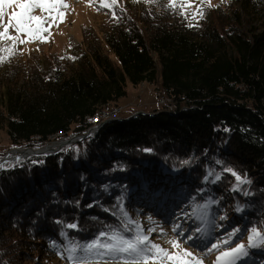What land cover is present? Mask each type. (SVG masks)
<instances>
[{
	"label": "trees",
	"instance_id": "16d2710c",
	"mask_svg": "<svg viewBox=\"0 0 264 264\" xmlns=\"http://www.w3.org/2000/svg\"><path fill=\"white\" fill-rule=\"evenodd\" d=\"M169 4L102 0V19L68 52L14 47L0 60V131L13 147L83 133L142 82L173 107L124 119L134 107L55 153L5 164L0 264H38L63 235L129 233L139 196L179 188L202 218L264 235V0L216 2L193 24Z\"/></svg>",
	"mask_w": 264,
	"mask_h": 264
},
{
	"label": "rangeland",
	"instance_id": "374dc122",
	"mask_svg": "<svg viewBox=\"0 0 264 264\" xmlns=\"http://www.w3.org/2000/svg\"><path fill=\"white\" fill-rule=\"evenodd\" d=\"M102 0H62V3L67 4L66 9H61L65 12L64 18L57 20L51 27L49 32H45L43 40L28 39L26 34H19V38L25 40V43H19V40L13 42L8 39H0V60L6 58L11 50L18 48L23 55H27L34 51L41 53H66L73 45L78 44L82 39L83 27H96L97 23L102 19L99 3ZM119 1V0H114ZM122 1V0H121ZM172 3L184 5L182 12L185 15L189 24L196 23L200 18V12L205 6L214 4L224 0H169ZM28 2V0H12L13 7L6 8V15L0 18V31L3 30V24L7 23L9 16L14 11H19L15 7L16 4ZM188 5H191L190 7ZM35 15H41V11L36 9ZM12 36L18 35L14 29H9ZM8 49V51H5ZM158 90L156 84H144V87L129 86L128 96L120 101L121 105H126V109L122 114H127L134 108L138 102L144 103L143 108L160 107L161 97L157 95ZM135 105V106H134ZM148 110V109H147ZM136 112H133V114ZM86 133H72L65 137L74 135H82ZM91 135V134H90ZM89 136V135H88ZM62 136H56L55 139L48 141L51 143ZM45 143V144H47ZM66 146V145H65ZM23 147V146H22ZM13 148H21L11 146L8 137L4 130L0 131V160L3 156ZM150 187H144L143 191H149ZM167 193H158L155 200L148 201L139 196L136 209L128 210V215L125 218L130 224L129 233H121L126 239L135 237L138 234L147 235L151 243L160 245L161 248L176 251L172 248L170 241H178L183 249L191 252V264H196V261H201V264H264V244L256 246L253 243L249 244V236L252 234L250 230L247 232L241 231L237 233L235 224L228 221L226 225H222L219 218L212 215L208 210L207 215L202 218L198 208H193L190 202L184 197V190L179 188V191L173 192L170 190ZM148 195V194H147ZM234 230V231H233ZM112 234L106 233L99 237L90 235L85 240L77 238L71 239L64 235L60 239L50 240L47 244L43 256L40 258L42 264H79L83 262H101L105 264H144L143 261H137L129 257L125 253H110L104 247L93 248L90 251H85L84 246L98 242L99 245L109 244ZM224 241H227L225 243ZM245 245V254H234L232 256H223L224 252H230L237 245ZM213 245H219L213 248ZM75 248L74 252L69 250ZM73 258L70 259L69 256ZM38 263V264H40ZM155 264H161L160 260H156ZM163 264H168L164 261Z\"/></svg>",
	"mask_w": 264,
	"mask_h": 264
},
{
	"label": "snow or ice",
	"instance_id": "6c2138e0",
	"mask_svg": "<svg viewBox=\"0 0 264 264\" xmlns=\"http://www.w3.org/2000/svg\"><path fill=\"white\" fill-rule=\"evenodd\" d=\"M111 7V5H103ZM189 7L191 5H188ZM13 7L12 0H0V18H3L6 13V8ZM15 7L19 8V11H14L10 14L7 23L3 24V30L0 31V39H8L13 42L19 40V43H25V40L19 38V34H26L28 39L43 40L44 36L42 35L45 32H49L53 24L57 20H61L65 16V12L61 9H66L67 4L62 3V0H28V2L16 4ZM169 7H184V5L174 4L170 2ZM36 9L41 11V15L33 14ZM201 16L202 12L199 13ZM190 27L192 25H189ZM9 29H14L18 34L12 36L9 33ZM15 47V44H13ZM8 51V49H5ZM235 175V173H233ZM237 180H240V177L237 176ZM68 227H76L75 225H68ZM251 235L249 236V244L253 243V239L259 238L264 240V235H262L258 229L253 228L251 230ZM103 235V234H102ZM110 243L106 245H99L98 242H93L84 246L85 251H90L93 248L104 247L110 253H125L129 257L137 261H143L144 264H155V261L158 259L163 264L164 261H167L168 264H191V258L193 254L186 249H183L178 241H170L172 248L176 251L166 250L160 247L158 244L151 243L147 235L138 234L133 238L126 239L119 232H113L110 237ZM227 243V241H224ZM219 245H213V248L218 247ZM245 245L239 244L236 248L231 249L230 252H224L222 255L232 256L234 254H245L244 252ZM76 249L72 248L69 251L74 252ZM70 259L73 257L70 255ZM220 258H217V264H219ZM196 264H201V261L197 260Z\"/></svg>",
	"mask_w": 264,
	"mask_h": 264
},
{
	"label": "water",
	"instance_id": "95a60500",
	"mask_svg": "<svg viewBox=\"0 0 264 264\" xmlns=\"http://www.w3.org/2000/svg\"><path fill=\"white\" fill-rule=\"evenodd\" d=\"M141 84V83H140ZM145 84V83H144ZM140 89H142L143 87H141V85H139L138 86ZM161 98H163V97H161ZM164 103L166 104V105H164L163 103H161L160 102V100H158V102L160 103V104H162L163 106H165L167 109H172L173 107H171V105H170V101H169V98H167V97H165L164 98ZM167 103H168V105H167ZM128 103H126V104H124V105H120L121 106V109H120V111H119V113H118V116L116 117V119H121V115H124V114H122V112L126 109V105H127ZM135 106V105H134ZM143 106V104H137L135 107H137L138 108V110L136 111V113H134V114H131V115H129V116H127L126 118H124V119H127V118H129V117H131L132 115H135V114H145V115H152V114H154L155 112H149V111H146V110H143L142 108L144 107H142ZM90 135V134H89ZM86 136H88V134H83L82 135V137L81 138H83V137H86ZM69 137V139H67V140H65V142L63 143V144H61L60 146H58V147H56V148H54V149H50L49 151H43V150H40V148H32V147H21V148H13V149H11V150H15V149H22V150H19V151H21L22 153L20 154V155H17L16 157H15V159L13 160V162L14 161H18V160H20V159H22V158H25V157H27V156H30V155H33V154H36V155H48V154H51V153H55V152H57V151H59V149H61L63 146H65V145H68V144H71V143H73V142H75L76 140L78 141V140H80L79 138H77L76 136H74V135H71V136H68ZM74 137L76 138V140L74 139ZM64 138V137H63ZM1 162H3V161H1ZM5 168V165L3 166L2 165V163H1V165H0V171L2 170V169H4ZM79 264H105V263H101V262H83V263H79Z\"/></svg>",
	"mask_w": 264,
	"mask_h": 264
},
{
	"label": "bare ground",
	"instance_id": "6f19581e",
	"mask_svg": "<svg viewBox=\"0 0 264 264\" xmlns=\"http://www.w3.org/2000/svg\"><path fill=\"white\" fill-rule=\"evenodd\" d=\"M141 87H144V83L142 82L141 84ZM138 105L139 104H143L144 105V103H142V102H138L137 103ZM112 107H114V106H111V105H108V106H103L98 112H97V114L93 117V119H92V121L91 122H93L94 120H97L99 117H100V115H102L103 114V112H105V111H108L109 109H112ZM118 116V114L113 118V119H111V120H114V119H116V117ZM102 125H98V126H96V127H94L93 129H92V132L90 133V134H93L94 132H96L100 127H101ZM88 132V127L84 130V132ZM36 137H38V136H36ZM77 138H79L80 137V135H77L76 136ZM67 139H69V137H65L64 136V138L62 137V138H60V139H58V140H56V141H53V142H51V143H47V144H45V143H43V144H40L38 147H36V148H40V150H43V151H49L50 149H54V148H56V147H58V146H60L61 144H63L64 142H65V140H67ZM74 139L76 140V138L74 137ZM77 141V140H76ZM75 141V142H76ZM74 143V142H73ZM33 148V147H32ZM19 150H22V149H15V150H9L4 156H3V158L0 160V165H1V163H2V165L4 166L5 164H7V163H11V162H13V160L15 159V157L17 156V155H20L22 152L21 151H19ZM1 161H3V162H1Z\"/></svg>",
	"mask_w": 264,
	"mask_h": 264
},
{
	"label": "built area",
	"instance_id": "2783aa9c",
	"mask_svg": "<svg viewBox=\"0 0 264 264\" xmlns=\"http://www.w3.org/2000/svg\"><path fill=\"white\" fill-rule=\"evenodd\" d=\"M164 101H165L164 98H160L161 103H164ZM120 109L121 106H114L112 107V109L103 112V114L100 115V117L97 120H94L93 122L90 123V125L88 126V132H86V134L89 135L94 127L98 125H103L108 120L113 119L119 113Z\"/></svg>",
	"mask_w": 264,
	"mask_h": 264
}]
</instances>
